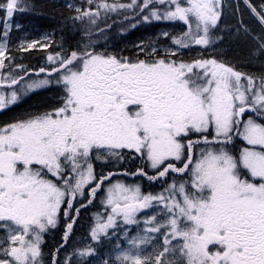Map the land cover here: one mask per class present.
Listing matches in <instances>:
<instances>
[{"label": "snow or ice", "instance_id": "obj_1", "mask_svg": "<svg viewBox=\"0 0 264 264\" xmlns=\"http://www.w3.org/2000/svg\"><path fill=\"white\" fill-rule=\"evenodd\" d=\"M244 3L258 31L227 0H0V264H264V3ZM30 13L55 27L31 38ZM164 22L183 30L121 46Z\"/></svg>", "mask_w": 264, "mask_h": 264}, {"label": "rangeland", "instance_id": "obj_2", "mask_svg": "<svg viewBox=\"0 0 264 264\" xmlns=\"http://www.w3.org/2000/svg\"><path fill=\"white\" fill-rule=\"evenodd\" d=\"M39 1H45L48 3L54 2V0H36V2H39ZM255 1H256V3H254V5L255 6L258 5V7H259L261 2H259V0H255ZM55 2L62 4L64 2V0H55ZM227 3L230 7L228 9H226V11H225V14L223 17V23L235 25L238 19H243L252 28L256 29L257 31L259 30L257 22H256L255 18L252 16V14L250 13V10L245 5L244 0H227ZM237 5L239 6V12L238 13L235 11V8ZM16 19H17V17H16ZM17 20H19V19H17ZM20 22L22 23V21H20ZM22 24L25 26V31L29 34V36L31 38H37L38 39L41 36V34H43L45 32H51V30H52V29L43 30L39 33V31L36 30L35 26L32 23L26 22V23H22ZM164 28L179 32V31L183 30V25L179 22H177L175 24L164 22V23H155L152 26H137V28L131 29L128 33L124 34V38L132 39V41H127V44L130 46L133 42H137L139 39L144 38L146 36L154 35L156 32H158ZM15 35H18V34H14V39H15ZM138 35H142V36H140L138 40H135V38ZM226 44L231 45V47L233 48L234 51L235 50L239 51L237 56L235 54H233L234 57H232L231 59H233V60L243 59L244 56L246 55L248 46L245 43H243L242 41H240V40L226 41ZM227 57L229 58L230 55L227 54ZM41 62L42 61L40 59L38 61L37 65H35V66H39ZM251 70L259 71V68L255 67V68H252ZM85 239L86 238H84L82 241H84Z\"/></svg>", "mask_w": 264, "mask_h": 264}, {"label": "flooded vegetation", "instance_id": "obj_3", "mask_svg": "<svg viewBox=\"0 0 264 264\" xmlns=\"http://www.w3.org/2000/svg\"><path fill=\"white\" fill-rule=\"evenodd\" d=\"M38 4H42L45 5L44 11L45 13H47L49 11V9L46 7L48 4V2L45 1H39L37 2ZM17 19H19L20 21H22V23H26V22H30L32 23L36 30L39 31V33L43 30H50L53 27L50 26L49 22H47L48 20V15H41V14H34V13H30V14H25L23 16H17ZM44 20H46L44 22ZM142 35H138L135 40H138L139 37ZM127 41H132V39L130 38H124L123 40L120 41L121 46L127 44ZM128 45V44H127ZM193 48H196V46H193ZM42 53V50H38ZM192 55H195L196 52L193 51L191 53ZM35 66V65H34ZM47 94H42L40 96H36L33 98V103L38 102L39 100L44 99V97ZM100 170L99 165H97V171ZM144 190L145 191H157L158 186L154 185L152 187H149V185L147 183L144 184ZM95 208L90 209L89 213H85L83 210H81V214L80 217L78 218L76 224L74 225V236H73V240L70 242L69 246H71V244L77 243V242H81L84 238L87 237V228L90 222V213L92 211H95ZM61 232L59 230H54L52 234H50L49 236L46 237V244H45V250L47 251L48 249H50L51 247L54 246L56 240H58L60 238Z\"/></svg>", "mask_w": 264, "mask_h": 264}, {"label": "trees", "instance_id": "obj_4", "mask_svg": "<svg viewBox=\"0 0 264 264\" xmlns=\"http://www.w3.org/2000/svg\"><path fill=\"white\" fill-rule=\"evenodd\" d=\"M251 2L253 4L256 3L255 0H251ZM259 2L264 3V0H259ZM256 6H257V8H259L258 5H256ZM45 21L46 20H44V22ZM47 22H49V24H50L51 27L55 26V22L49 16H48ZM225 47L227 48V54L230 55L229 58L234 57L233 54H235L237 56V54H238L239 51H236V50L234 51L233 48L231 47V45H227L226 44ZM41 55H42V53L40 51H38V50L35 51V52H33V53H31V54H25V57L26 58L24 60V63L31 64V65H37L38 61L40 60Z\"/></svg>", "mask_w": 264, "mask_h": 264}]
</instances>
